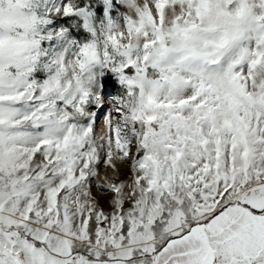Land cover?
I'll list each match as a JSON object with an SVG mask.
<instances>
[{
	"label": "snow or ice",
	"instance_id": "1",
	"mask_svg": "<svg viewBox=\"0 0 264 264\" xmlns=\"http://www.w3.org/2000/svg\"><path fill=\"white\" fill-rule=\"evenodd\" d=\"M130 5L53 57L0 0V264H264V0Z\"/></svg>",
	"mask_w": 264,
	"mask_h": 264
},
{
	"label": "rangeland",
	"instance_id": "2",
	"mask_svg": "<svg viewBox=\"0 0 264 264\" xmlns=\"http://www.w3.org/2000/svg\"><path fill=\"white\" fill-rule=\"evenodd\" d=\"M82 1L85 2L84 5H80ZM36 4L37 14L45 21L40 29L44 37L41 47L53 57L67 55L69 50L78 51L80 46L98 39L106 32L122 29L127 18L135 15L130 0H36ZM69 5L75 11L66 14ZM95 6L102 9L101 17H98ZM95 73L93 84L96 88L103 92V76L108 74L117 84L108 87L110 97L119 94L122 85L115 73L103 65H98ZM47 76L48 73L43 68L37 70L36 79L43 80ZM107 112L108 109L105 108V115ZM105 206L107 207L106 201Z\"/></svg>",
	"mask_w": 264,
	"mask_h": 264
},
{
	"label": "trees",
	"instance_id": "3",
	"mask_svg": "<svg viewBox=\"0 0 264 264\" xmlns=\"http://www.w3.org/2000/svg\"><path fill=\"white\" fill-rule=\"evenodd\" d=\"M84 4H85V2L82 1V3H81L80 5H84ZM95 9H96V13H97L98 17H101V16H102V15H101V14H102V9L99 8L98 6H97V7L95 6ZM78 26H79L80 29H81V24H80V22H78ZM105 79H108V80H109L110 86H115V85H117L116 82H115V80L113 79L112 76H110V75H108V74L104 75V76H103V84H104Z\"/></svg>",
	"mask_w": 264,
	"mask_h": 264
}]
</instances>
